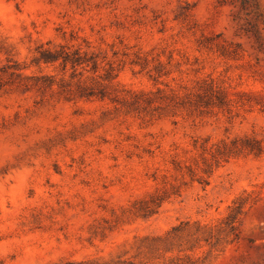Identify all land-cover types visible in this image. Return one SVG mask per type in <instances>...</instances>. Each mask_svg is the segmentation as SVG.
<instances>
[{
    "label": "rangeland",
    "instance_id": "1",
    "mask_svg": "<svg viewBox=\"0 0 264 264\" xmlns=\"http://www.w3.org/2000/svg\"><path fill=\"white\" fill-rule=\"evenodd\" d=\"M247 136L264 0H0V264H264V148L212 159Z\"/></svg>",
    "mask_w": 264,
    "mask_h": 264
},
{
    "label": "trees",
    "instance_id": "2",
    "mask_svg": "<svg viewBox=\"0 0 264 264\" xmlns=\"http://www.w3.org/2000/svg\"><path fill=\"white\" fill-rule=\"evenodd\" d=\"M74 53L67 51L66 49H63L62 47L59 49L58 48H55V49L48 48L41 53V56L45 62L60 61L61 65L66 68L69 64H71L72 67H75L76 65H79L85 62L81 55H79L78 53L76 54ZM239 145L241 147H239ZM263 148L264 147L262 145V140L254 136H247L241 139L240 144L238 143V140L236 141L233 140L231 144H228L226 142H223L222 144H218L216 147L213 148L212 159L215 161L216 164H219L222 161H226L231 156V154H235L237 151L241 149H245L249 152L259 154L263 152ZM210 164L211 163H208V165ZM199 179L204 182H207L206 179H204L203 177H199ZM163 199H164L163 197L159 196L156 198V200H153L156 207L161 204ZM152 212L153 211H150V213ZM240 213H241L240 207L235 206L233 207V209L231 210V212L229 213V215L226 217L224 221L227 224V227L232 232H234L235 230L236 222H237V219ZM189 224H190V221L182 222L181 224L173 227L172 230L169 232V235H174V234L176 235L180 230H182L183 227L188 226ZM196 227H197L196 233L198 235H200V233L202 232L204 233L208 231L209 229L208 226L202 225L200 223H197ZM205 239L209 242V240L211 239V236H207L205 237ZM211 246L214 247L215 244ZM210 250H213V249H210ZM215 250H220V249H215Z\"/></svg>",
    "mask_w": 264,
    "mask_h": 264
}]
</instances>
